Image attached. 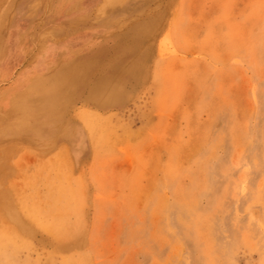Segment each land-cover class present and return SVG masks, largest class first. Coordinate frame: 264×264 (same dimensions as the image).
Here are the masks:
<instances>
[{
    "label": "rangeland",
    "instance_id": "rangeland-1",
    "mask_svg": "<svg viewBox=\"0 0 264 264\" xmlns=\"http://www.w3.org/2000/svg\"><path fill=\"white\" fill-rule=\"evenodd\" d=\"M0 264H264V0H0Z\"/></svg>",
    "mask_w": 264,
    "mask_h": 264
},
{
    "label": "bare ground",
    "instance_id": "bare-ground-1",
    "mask_svg": "<svg viewBox=\"0 0 264 264\" xmlns=\"http://www.w3.org/2000/svg\"><path fill=\"white\" fill-rule=\"evenodd\" d=\"M140 1H141V0H140ZM52 94H53V93H52ZM53 95H54V94H53ZM121 95H122V94H121ZM59 96H61V95H59ZM44 97H45V96H44ZM48 97H49V96H48ZM52 97H53V96H52ZM121 97H122V96H121ZM46 98H47V97H46ZM113 98H114V97H113ZM57 99H58V98H57ZM108 99H109V98H108ZM62 100H63V99H62ZM120 100H121V98H120ZM42 101H43V100H42ZM115 101H116V100H115ZM115 101H114V102H115ZM61 102H62V101H61ZM116 102H117V101H116ZM116 102H115V103H116ZM120 102H121V101H120ZM57 103H58V102H57ZM38 104H39V103H38ZM45 104H46V103H45ZM53 104H55V103H53ZM109 104H110V103H109ZM61 105H62V104H61ZM51 106H52V103H51ZM96 106H97V105H96ZM53 107H54V106H53ZM56 107H57V106H56ZM60 107H61V106H60ZM47 109H48V108H47ZM47 109H46V110H47ZM53 109H54V108H53ZM44 110H45V109H44ZM50 110H51V109H50ZM28 111H29V110H28ZM30 112H31V111H30ZM27 114H28V113H27ZM25 115H26V114H25ZM48 115H49V114H48ZM30 116H31V115H30ZM49 116H51V115H49ZM39 117H40V115H39ZM54 117H55V116H54ZM54 117H53V118H54ZM34 119H35V118H34ZM48 119H49V118H48ZM34 122H36V121L34 120ZM42 127H43V126H42ZM44 127H45V126H44ZM45 134H46V133H45ZM253 166H254V165H253Z\"/></svg>",
    "mask_w": 264,
    "mask_h": 264
}]
</instances>
